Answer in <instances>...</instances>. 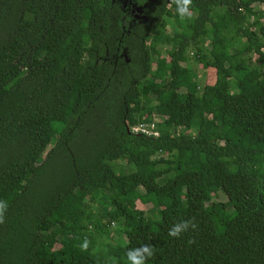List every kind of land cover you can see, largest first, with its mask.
Listing matches in <instances>:
<instances>
[{
    "label": "trees",
    "instance_id": "16d2710c",
    "mask_svg": "<svg viewBox=\"0 0 264 264\" xmlns=\"http://www.w3.org/2000/svg\"><path fill=\"white\" fill-rule=\"evenodd\" d=\"M133 4L0 0V264H264V0Z\"/></svg>",
    "mask_w": 264,
    "mask_h": 264
},
{
    "label": "clouds",
    "instance_id": "9594fccd",
    "mask_svg": "<svg viewBox=\"0 0 264 264\" xmlns=\"http://www.w3.org/2000/svg\"><path fill=\"white\" fill-rule=\"evenodd\" d=\"M177 4V10L181 16V19L191 18V4L192 0H174ZM8 209L7 201L0 200V224L4 223L5 213ZM198 227V224L195 221V217L190 218L188 220H181L175 223L168 232V235L174 238H179L183 233L189 231V229L195 230ZM195 243L194 239L188 241V244ZM88 242L85 241L83 245H81L82 250L87 249ZM157 249L154 245L150 243L142 244L141 246L130 249L127 252L128 260L130 264H147L148 260L156 255Z\"/></svg>",
    "mask_w": 264,
    "mask_h": 264
},
{
    "label": "rangeland",
    "instance_id": "374dc122",
    "mask_svg": "<svg viewBox=\"0 0 264 264\" xmlns=\"http://www.w3.org/2000/svg\"><path fill=\"white\" fill-rule=\"evenodd\" d=\"M115 1H117L120 4L122 9L126 10L127 13L130 14L132 19H137L139 17L140 11L132 3V0H115ZM261 8L262 6L259 7V9ZM150 52L152 57V63L156 61H163L166 59L164 53L161 50H157V51L151 50ZM257 62L258 61L256 59L254 63L256 64ZM193 66L197 74V84L199 86L198 94L200 96V104L204 106H210L208 97L212 92H214L212 88V85L214 83V71L211 68L196 65L195 63H193ZM213 118L217 119V116H214ZM120 168L122 171L126 170V166L124 165V163L120 164ZM138 210L141 212L142 208L138 206ZM132 222H133V218H125L123 224L129 225ZM116 233L119 234L118 231H116Z\"/></svg>",
    "mask_w": 264,
    "mask_h": 264
},
{
    "label": "built area",
    "instance_id": "2783aa9c",
    "mask_svg": "<svg viewBox=\"0 0 264 264\" xmlns=\"http://www.w3.org/2000/svg\"><path fill=\"white\" fill-rule=\"evenodd\" d=\"M130 132L147 138H155L157 136V132L154 130V126L152 124H135L131 126Z\"/></svg>",
    "mask_w": 264,
    "mask_h": 264
},
{
    "label": "flooded vegetation",
    "instance_id": "af4514ba",
    "mask_svg": "<svg viewBox=\"0 0 264 264\" xmlns=\"http://www.w3.org/2000/svg\"><path fill=\"white\" fill-rule=\"evenodd\" d=\"M111 1H115V0H111ZM132 3H134V0H132Z\"/></svg>",
    "mask_w": 264,
    "mask_h": 264
},
{
    "label": "water",
    "instance_id": "95a60500",
    "mask_svg": "<svg viewBox=\"0 0 264 264\" xmlns=\"http://www.w3.org/2000/svg\"><path fill=\"white\" fill-rule=\"evenodd\" d=\"M140 11V10H139Z\"/></svg>",
    "mask_w": 264,
    "mask_h": 264
}]
</instances>
